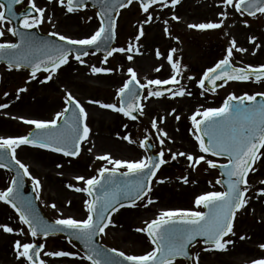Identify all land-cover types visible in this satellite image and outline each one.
<instances>
[{
    "label": "snow or ice",
    "instance_id": "6c2138e0",
    "mask_svg": "<svg viewBox=\"0 0 264 264\" xmlns=\"http://www.w3.org/2000/svg\"><path fill=\"white\" fill-rule=\"evenodd\" d=\"M99 2L101 4V10L97 12L99 25L94 32L86 38L79 39L52 32V37L64 42L61 44L50 40H38L34 34L33 30L38 29L46 20V9L38 7L35 0H28L26 10L19 15L15 12L14 5H21L24 0H3L0 2V9H4L0 10V38H3L7 31L12 36L18 37V41L0 42V59L7 60L9 70L30 68L33 80L37 79V73L41 71L48 73L40 83L52 81L58 70L69 64L70 57L80 64H85L83 57L90 54L89 49L100 50L103 47L106 50L103 59L105 64L114 53H127L126 59L133 61L134 53L142 54L137 44L129 42L126 48L111 46L117 27L113 13L118 15L119 10L132 5L133 0H99ZM58 3L70 14L78 13L88 7L86 0H58ZM139 3L142 11L148 15L139 27L136 41L145 35L144 25L153 20L149 12L150 8L159 5L162 8L170 6L175 9L181 0H139ZM222 3L225 10L221 11L220 16L225 19L229 15L226 10L229 6L240 16L264 15V0H222ZM47 19L50 21L51 18ZM172 19L180 18L173 15ZM16 21L19 22V28L8 26ZM244 23L247 25L248 21L245 20ZM164 24L167 25L168 21L165 20ZM222 25L223 20L190 24L189 27L207 30L218 29ZM165 32H168L167 27ZM250 39L255 42L256 38ZM234 49L239 52L247 51L245 48H238L237 41L233 39L226 56L213 67L208 68L199 79L201 96L209 91H215L218 86L217 81L245 82L253 78L257 83L264 81V65L247 67L233 65ZM176 52L177 49L172 48L165 57L175 73L170 78L148 79L146 83H142L135 69L129 67L128 79L116 92L118 103H104L98 100H89L88 103L122 113L134 121L138 118L135 113L141 115L144 113L145 104L141 102L142 100L150 97L160 98L166 92L173 98L191 96L192 93L187 91L177 78L181 76V65L173 59ZM156 56L157 58L163 56L159 49L156 50ZM162 67L163 65H160L156 71H160ZM112 71L111 68L91 66V72L94 74H108ZM206 82L211 87L206 86ZM168 85L171 87H164ZM144 89H147V95H144ZM24 91L27 89H18V93ZM65 105L63 110L57 112L50 120L19 117L24 124L33 126V131L27 135L0 136V169L12 170L13 165L16 166V175L12 177L10 185L0 190V201L15 209L19 214V220L27 226V232L24 229L15 230L6 224H0V229L5 233L17 232L20 237L30 235L32 238L31 241L23 239L14 241V253L19 264H47V261L41 258L42 252L46 257L79 256L89 264H176L178 257L186 258L192 264H199V254L194 257L190 252V246L197 243L198 238H203L204 244L209 246L205 251H227L228 245L234 243L226 237L230 234L236 235L234 221L237 213L246 209L250 200L247 195L249 173L255 171L253 165L261 155H264L260 153V150L264 149V92L244 93L239 96L234 93L229 94L221 106L198 109L192 114L190 117L192 136L198 142L200 153L226 159V162L208 159L203 154L194 157L184 152L173 153L172 159H176L177 155L186 156L188 161L193 162V166L205 162L210 168L219 169L220 178L216 180V184L221 185L225 190L205 192L195 198L197 208L202 206L207 211L167 209L162 210L155 219L145 221V227L137 228L136 231L147 235L152 248L140 255L126 254L116 248H105L97 243L96 237L106 235L105 230L109 225H115L113 213L125 207L124 201L136 206L138 201H143L147 197L145 207L154 203L149 195L152 191V181L167 161L164 159L163 149L157 154H147L153 147L150 143L151 137L145 136L139 141V146L145 153L140 159H117L108 153L99 155L96 158L106 163L97 170V175L90 178L83 175L75 177L77 181L83 182V187L68 185L76 192L87 195L84 201L87 216L84 219L71 216L65 218L63 212H60V218L54 223H49L36 211L33 201L24 195L22 191L24 178L28 177L33 188L37 190L36 198L39 199L41 180L30 172L27 164L17 158V149L21 146H31L62 153L65 157H78L82 151L81 145L85 141L91 143L89 136L92 129L88 123L89 113L84 105L71 92H67L65 96ZM8 106V104H0V108ZM175 118L180 119L179 116ZM124 127L127 128V125ZM151 127L157 129L156 134L161 137L159 144L163 146L164 137H168V133L159 127L156 119L152 120ZM123 139L129 143H136L130 135H125ZM87 151L91 152L92 148H88ZM184 182L188 183L187 177L184 178ZM259 191L264 196V188ZM51 207L55 209L57 205L53 203ZM56 232H67L69 243H72L73 237L77 241H82L86 249L84 254L80 256L79 253L63 250L44 251V244L36 242L38 237L46 238ZM240 239L243 240L245 237L241 236ZM259 248L264 250V243H261ZM251 264H264V257L251 260Z\"/></svg>",
    "mask_w": 264,
    "mask_h": 264
},
{
    "label": "rangeland",
    "instance_id": "374dc122",
    "mask_svg": "<svg viewBox=\"0 0 264 264\" xmlns=\"http://www.w3.org/2000/svg\"><path fill=\"white\" fill-rule=\"evenodd\" d=\"M35 3L38 7L46 9V20L40 26L44 32H58L79 39L90 36L99 25L95 12L82 10L70 14L58 3V0H35ZM187 4L193 8L197 7L196 5L201 6L198 8L200 19L194 20L188 16L192 12L189 7L184 10L185 18L174 20V23L170 21L172 30L171 33L169 31L166 33L164 21L168 17H162V14L167 10L156 6L149 10L153 20L144 25L145 35L139 41L135 38L148 14L142 11L137 2H133L121 13L117 26L118 44L115 48H126L129 42L137 44L142 54L134 53L133 61L126 59L127 53H114L107 64L103 63L100 56L92 54L83 57L85 64H80L70 57L69 64L62 66L54 75L53 80L45 83H40V81L48 75L46 72L37 74V79L33 80L31 75L24 72L0 69V104L9 105L7 108H0V136L27 135L33 126L24 124L19 117L53 119L55 114L66 106L67 92H71L79 99L89 113L88 123L92 129L89 136L91 143L85 141L82 144V151L78 157L69 158L31 146H21L17 149V158L27 164L30 172L41 180L38 202L44 213L53 220L60 218V212H63L65 218L69 216L76 219L86 218L84 201L87 195L76 192L68 185L83 187V182L77 181L75 177L83 175L90 178L97 175V170L106 163L98 160L97 156L108 153L117 159H140L145 153L140 148L139 141L144 138L147 131L155 137L158 151L162 149L165 151L164 159L167 163L162 165L157 172V176L152 181V191L149 193L154 203L145 207L147 201L145 197L136 206L119 211L112 217L115 225H109L105 230L106 235L102 234L103 244L124 251L126 254L140 255L151 250L152 245L145 233L136 231L137 228L145 227V221L155 219L162 210H200L195 205L197 196L209 191H223L216 184L217 174L210 171L205 162L193 166V162L188 161L186 156L177 155L176 159H172L173 153L184 152L194 157L203 154L200 153L198 142L192 136L190 119L192 114L198 109L218 107V104L230 92L236 95L244 91L250 94L264 92V81H261L256 84L252 83L253 85L234 84L215 94L207 92L203 96L200 95L202 89L199 88L198 81L202 78L204 70L227 54V49L231 46L233 39L237 41L238 48L247 49L246 52L234 49L232 62L235 65L264 64V16L257 21H248L246 25L244 17L236 13L231 6L226 9L229 13L227 19L220 16L221 11L225 10L222 0H189ZM212 6L216 8L210 16L208 9ZM204 14L205 18L212 19L211 22L223 20L222 27L209 30L189 27L190 24L198 22H210L202 18ZM48 17L51 18L50 21ZM251 37L256 38L255 42L251 41ZM9 40H11L10 35L6 31V35L0 38V42ZM153 44L156 46L154 49ZM170 46V50L177 49L173 59L181 65V76L177 78L186 90L192 93L191 96L173 98L169 93L160 98L150 97L143 100L145 109L138 122L128 121L120 113L88 103L89 100L118 103L116 92L128 79L129 67L135 69L142 83H146L153 77L170 78L175 73L165 56L160 58L156 56L157 49L164 54ZM93 65L111 68L113 71L108 74H94L91 72ZM160 65L163 67L160 71H156ZM161 71L165 73L161 75ZM21 88H26L27 91L18 93V89ZM176 116L180 119L177 120ZM153 119H156L159 127L168 133V137H164L163 146L159 144L161 137L157 136V129L151 127ZM124 125H127V128ZM125 135H130L136 143L124 140ZM88 148H92V151L88 152ZM169 149L171 151H168ZM260 153L264 154V149H261ZM203 155L211 159L209 155ZM253 168L255 171L250 172L248 176L249 204L236 216L234 223L236 235L231 236L230 234L226 238L233 240L234 243L228 245L227 251H205L207 246L196 247L193 255L195 257L199 254V264H251V260L264 257V250L259 248V245L264 243V196L259 191L264 188V183H262L264 181V155L260 156ZM185 177L188 183L184 182ZM10 180L11 174L0 169V190L6 189ZM28 180L31 182L30 178ZM35 192L37 196L36 189ZM53 203L57 205V208L51 207ZM0 224H6L15 230L24 229L27 232V228L19 222L12 209L2 201H0ZM241 236L245 239L241 240ZM16 239L32 240L30 235L20 237L17 232L5 233L0 229V264H19L14 253ZM43 244L44 251L63 250L76 252L82 256L75 246L64 239L49 238L44 240ZM41 258L45 259L47 264H89L88 261L81 260L79 256L46 257L42 253Z\"/></svg>",
    "mask_w": 264,
    "mask_h": 264
},
{
    "label": "water",
    "instance_id": "95a60500",
    "mask_svg": "<svg viewBox=\"0 0 264 264\" xmlns=\"http://www.w3.org/2000/svg\"><path fill=\"white\" fill-rule=\"evenodd\" d=\"M138 1H139V0H138ZM0 2H3V0H0ZM86 3H87L91 8L96 9L97 12H99V11L101 10V4H100L99 0H86ZM21 5H22V4H21ZM21 5H14V10H15L16 6H21ZM123 9H124V8H122V9L119 10V14H120V11L123 10ZM25 10H26V9H24L23 11H21L20 14L23 13ZM119 14L117 15L116 13H113V15L116 17V22H117V19H118ZM18 15H19V14H18ZM13 26L19 28V22H18V21L14 22ZM21 30H22V29H21ZM33 32H34V34L36 35V37H37L38 40H50V41H54V42H56V43H61V44L64 43V42H62V41H59L58 39H54V38H52L50 35H42V34H40L38 29H34ZM115 40H116V36H115V39L112 41V45H111L112 47L115 45ZM16 41H18V37H15V42H16ZM88 51H89V52H90V51H93V52L96 53V54L100 53V54L103 55V57L106 55V50H105L103 47H101L100 50L89 49ZM1 64H4V65L8 66V64H7V60H6V59H0V65H1ZM22 69H27V70L31 71L30 68H28V67H25V68H22ZM258 99H259V97H258ZM153 151H154V147H152V149H151V151H150V154H153ZM4 162H7V161H4ZM11 171L13 172V174H14V176H15V175H16V166L13 165ZM219 172H220V170H219ZM24 188H25V189L28 188V189L25 191ZM22 191H23L24 195L27 196V197H29V198L33 201V204L35 205V200H34V198H33V190H32V188H31L29 185L26 184V178H24V187H23ZM124 203L126 204V203H130V202H129V201H124ZM206 211H207V209H206ZM50 235L66 236V237L69 239V236H68L67 232H56V233H52V234H50ZM96 240H97V243H99V244L101 245L99 237H96ZM72 241L75 242L76 244H78V245L83 249L84 252L86 251V249L84 248V245H83V242H82V241H77V240H75L74 237L72 238ZM199 241L202 242V243H204V242H203V238H198V242H199ZM198 242H197V243H198ZM197 243H195L194 245L190 246V251H191V249H192ZM101 246H102V245H101ZM103 247H104V246H103ZM177 259H183L184 261H186V264H192V262H191V261H187L186 258L178 257Z\"/></svg>",
    "mask_w": 264,
    "mask_h": 264
},
{
    "label": "flooded vegetation",
    "instance_id": "af4514ba",
    "mask_svg": "<svg viewBox=\"0 0 264 264\" xmlns=\"http://www.w3.org/2000/svg\"><path fill=\"white\" fill-rule=\"evenodd\" d=\"M187 2H189V0H183V1H181V3L179 4V5H177V7L175 8V9H173V8H171L170 6L169 7H167V8H164L165 10H167L166 12H164L163 14H162V17H164V16H166V17H168V24L166 25V26H164V27H167L168 28V31L170 32L171 30H172V24L170 23V21L171 22H175L174 21V19H172V15H176V16H178L180 19L181 18H185L186 16H185V12H184V10H187L190 6L187 4ZM156 6H159V5H154L152 8H154V7H156ZM197 7H190L191 9H192V12L190 13V14H188V16L189 17H191V19H194V20H198V19H200V17H198V13H199V11H198V8H200L201 6H199V5H196ZM216 8V7H215ZM215 8L212 6V7H210L209 9H208V11H209V15L211 16V14L214 12V10H215ZM151 9V8H150ZM264 15H257L256 17H248V16H246L244 19L245 20H247V21H257V20H259L261 17H263ZM206 17V15L204 14L203 16H202V18H204L205 20H209L210 22H211V18L209 17V18H205ZM179 19V20H180ZM191 19H189V20H191ZM198 23H201V22H198ZM171 33V32H170ZM156 46L153 44V49L155 48ZM170 48H171V46L166 50V52L163 54L165 57L169 54V50H170ZM156 50V49H155ZM154 50V51H155ZM176 61V60H175ZM262 65H264V64H262ZM257 66H260V65H257ZM208 69V68H207ZM207 69H205L204 71H206ZM165 72L164 71H161L160 72V74L162 75V74H164ZM153 79H157V77H153ZM162 79H168V77H163ZM251 81H247V82H245V83H247L248 85H249V83H250ZM257 83V82H256ZM230 84H232V83H230ZM230 84H228V85H230ZM227 87H229V86H227ZM226 87V88H227ZM226 88H224V89H226ZM224 89H222V90H224ZM222 102H223V100H222ZM222 102H220L219 104H218V106H221L222 105Z\"/></svg>",
    "mask_w": 264,
    "mask_h": 264
}]
</instances>
